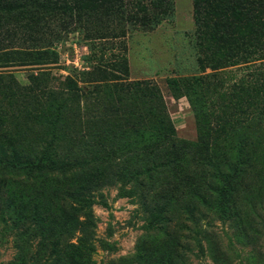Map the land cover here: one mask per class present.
<instances>
[{"label": "rangeland", "instance_id": "obj_1", "mask_svg": "<svg viewBox=\"0 0 264 264\" xmlns=\"http://www.w3.org/2000/svg\"><path fill=\"white\" fill-rule=\"evenodd\" d=\"M53 3L75 11L31 21L0 10V145L37 147L43 121L57 110L59 152L78 158L86 142L105 143L109 130L121 149L154 134L147 162L156 172L147 194L110 182L70 210L62 192L80 180L67 168L61 180L59 172L32 179L0 154V264H264V99L258 83H244L245 60L215 65L219 47L211 28L202 27L208 22L196 25L194 0H171L169 17L156 25L134 11L136 0ZM261 56H250L258 59L256 72L264 68ZM109 105L118 109L111 123L89 118L102 117ZM164 110L198 179L208 172L203 157L218 166L213 180L226 190L217 200L199 199V188L183 195L162 163L166 152L176 154L161 134ZM134 111L140 124L123 125ZM99 177L92 172L85 182ZM84 212L91 214L92 259L71 246ZM198 212L206 215L201 232L188 234ZM59 240L63 253L55 255L48 246Z\"/></svg>", "mask_w": 264, "mask_h": 264}, {"label": "trees", "instance_id": "obj_2", "mask_svg": "<svg viewBox=\"0 0 264 264\" xmlns=\"http://www.w3.org/2000/svg\"><path fill=\"white\" fill-rule=\"evenodd\" d=\"M136 1L137 6H134V11H136V13H145L146 17L141 18L145 22L156 25L162 19H167L170 15L171 0ZM142 1H147V3L144 5ZM53 2H55V0L0 1V10L8 14H16L22 19L31 21H36L35 18L40 14H47L50 16L53 13L75 11L73 6L65 5L64 7H60V5H56V3ZM75 3L78 5V1ZM140 4L142 7L138 9ZM77 5L75 7H77ZM194 14L195 22L198 27L201 26V22H208L209 24H203L202 27H210L212 30L214 42L219 47L217 51L219 58L216 59L215 65L220 61L219 65L224 64L225 66L222 67H226L237 65L239 59L245 60L246 66L244 70L247 71L245 73L246 79L244 83H258L260 90H262V98L264 99V89L260 81V79L264 80V68L256 72L255 64L258 59L251 60L250 57L251 55H257V53L260 55L264 54V0H194ZM134 21L132 18V24L135 23ZM240 45L243 48L242 51H240ZM261 57L260 60H264V56ZM222 61L225 63H221ZM115 110H118L116 106L109 105L103 108L102 117L95 116V118H89L94 120L101 119L104 120L105 123H111V121L116 118ZM150 113L152 114L151 111ZM160 114L161 116L159 115V117H165L164 121L162 119V123L164 122L165 126H161V134L166 137L170 145L171 143L173 144L172 147H175L174 151L176 153L173 154L172 151L166 152L164 157H162V163L174 174L176 178L174 179L175 184H177L179 188L184 189V192L181 189L183 195L191 194L193 188H199L197 189L198 194L196 193L199 199L204 198L206 200L207 196H211L215 199L216 196H218L217 193L226 190L224 186L216 184L215 180H213L214 174L218 175L220 173L218 166L215 165V161L207 156L201 159L199 163L204 169H207L208 172L199 180L198 175L201 172L192 167L194 165L187 163L186 157L184 156L185 153H183V155L178 151V145L175 140V128L173 127L172 121L167 116L165 110ZM138 116L139 115L135 113V111L132 113L130 112V114L125 117L127 119L123 125L131 123H135L134 125L140 124L139 119H134ZM166 117H168V119ZM129 118L133 121H128ZM59 122V113L57 110L53 120L45 119L43 121L42 127L46 130L43 133L44 139H42L35 148L26 149L22 145H9L10 148H4L2 146L3 144L0 145L1 161L10 167H15V165H17L18 168L24 171L29 170L26 174H29L27 176L32 179L40 173H45L48 176L59 172V176L56 179L61 180L63 176L67 174L60 175V173L67 168V172L72 174L70 175L73 177L72 180H80L79 183L72 185L62 192L64 201L67 200L65 205L70 210L78 208L79 205L77 204L81 196L82 198H88L95 194V192L100 191L105 185L119 181L131 183V185L136 187L138 191H141L142 194L149 193L147 187L153 181L152 177L156 172V167L151 161H149V163L147 162L149 156L148 151L151 149V146H149L147 142H152L155 138L154 134H151L152 136H150L149 139L144 138V142L136 143L137 147H127L126 145L121 149L115 144L116 142L112 136L113 134L111 135L110 133L112 130H109L104 134L103 140H105V143L104 141L99 142V144L95 143L98 140L86 142L85 145L82 146V155L76 158L71 157L73 156L71 154L61 153L57 149V139L60 135L58 129ZM115 124L117 125V120ZM143 136L145 137V135ZM102 143L105 145H102ZM239 144V149L244 153V161H248L249 164L251 159L249 154H247V142L242 138ZM144 159L146 162L143 165ZM136 160L138 162H135ZM92 172H99L100 177L96 181L87 184L85 182L86 178L88 176L90 177ZM13 173L14 172H11V174ZM66 177L67 176H65V178ZM48 178L50 177L48 176ZM193 179H195V181L199 180V183L196 185L189 184L188 181L195 184ZM197 185L200 187H197ZM193 200L198 203L194 195ZM152 208L157 212V208ZM82 216L84 217V221H82L80 225V234L77 237L76 243L71 246L74 251L82 257L92 259L96 246L89 232L91 214L84 212ZM205 216L206 215L201 212H198V215L192 216L194 228L192 229L186 226V230H188L187 233L199 234L202 229L201 220L204 219L203 217ZM59 236L62 235L59 234ZM185 236L187 237V235ZM60 246L61 240L52 242L48 247L54 251L55 255H59L63 253V249H61Z\"/></svg>", "mask_w": 264, "mask_h": 264}]
</instances>
